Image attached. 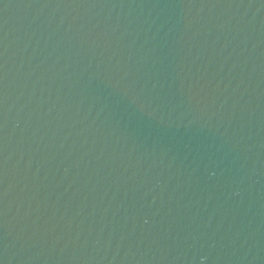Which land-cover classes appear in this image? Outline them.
I'll return each instance as SVG.
<instances>
[{
	"label": "water",
	"instance_id": "water-1",
	"mask_svg": "<svg viewBox=\"0 0 264 264\" xmlns=\"http://www.w3.org/2000/svg\"><path fill=\"white\" fill-rule=\"evenodd\" d=\"M0 264H264V0H0Z\"/></svg>",
	"mask_w": 264,
	"mask_h": 264
}]
</instances>
